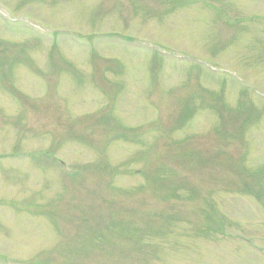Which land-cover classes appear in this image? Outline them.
<instances>
[{"label":"rangeland","instance_id":"374dc122","mask_svg":"<svg viewBox=\"0 0 264 264\" xmlns=\"http://www.w3.org/2000/svg\"><path fill=\"white\" fill-rule=\"evenodd\" d=\"M0 264H264V0H0Z\"/></svg>","mask_w":264,"mask_h":264}]
</instances>
